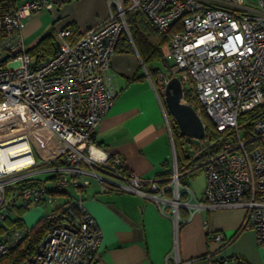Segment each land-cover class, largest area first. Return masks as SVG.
Returning a JSON list of instances; mask_svg holds the SVG:
<instances>
[{"label": "built area", "instance_id": "obj_1", "mask_svg": "<svg viewBox=\"0 0 264 264\" xmlns=\"http://www.w3.org/2000/svg\"><path fill=\"white\" fill-rule=\"evenodd\" d=\"M255 5L245 0H110L103 23L84 31L75 43L68 41L70 29L59 31L55 55L37 64L21 30L28 17L51 10L53 2L30 0L0 15L6 35L0 40V221L13 210L50 205L62 192H71L79 208L74 214L66 204L63 222L50 212L54 227L22 264H101L102 231L84 207L90 177L104 189L115 182L118 192L138 194L163 209L172 206L174 214L180 208L243 209L242 228L255 231L264 250V0ZM129 11L146 16L162 35L176 31L162 49L167 71L153 82L169 132L164 98L175 77L183 88H193L197 112L203 111L215 130L213 141L202 147L208 156L206 187L195 204L180 200L184 192L191 199L194 195L188 187L181 190L175 158L171 186L160 188L155 181L125 173L123 158L110 154L96 138L116 100L109 71L122 34L131 39L125 18ZM22 144L29 150L16 157L11 150ZM4 152L11 153L10 161L31 157L34 162L10 171L1 160ZM46 165L51 179L18 187L34 175L27 171ZM167 189L173 198L166 196ZM23 235L15 231L2 237L0 259ZM225 241L223 233L211 235L212 243ZM176 264L182 263L176 259Z\"/></svg>", "mask_w": 264, "mask_h": 264}, {"label": "crops", "instance_id": "obj_2", "mask_svg": "<svg viewBox=\"0 0 264 264\" xmlns=\"http://www.w3.org/2000/svg\"><path fill=\"white\" fill-rule=\"evenodd\" d=\"M27 1L30 0H15L14 6ZM51 1L54 4L51 10L34 13L23 23L21 34L28 50L47 36H53L58 45L59 31L75 29L83 33L108 18L109 0ZM154 68L163 72L158 63ZM109 74L117 96L97 127L96 138L110 154L123 158L128 173L147 181H161L162 174L172 171L177 154L153 85L155 78L148 75L133 44L131 50H120L112 56ZM179 156L185 163L184 154L181 152ZM42 172L47 171H38ZM197 176L195 172L180 175L181 190L188 187L194 195L191 199L182 193L186 196L183 201L195 204L202 199L204 189L195 191L192 187ZM108 178L118 181L111 176ZM89 180L84 207L102 231L101 264H176V259L182 264L188 261L193 264H264V250L258 244L255 231L241 230L246 217L243 209L180 208L174 214L172 206L163 209L138 194L118 192L115 182L104 189L97 179L90 177ZM117 183H121L120 180ZM170 186L171 183L163 187ZM166 191V196L173 198V193ZM67 198L61 195L55 200L62 201L60 206ZM32 209L41 219L54 208L44 204ZM214 233H223L226 241L210 242Z\"/></svg>", "mask_w": 264, "mask_h": 264}, {"label": "trees", "instance_id": "obj_3", "mask_svg": "<svg viewBox=\"0 0 264 264\" xmlns=\"http://www.w3.org/2000/svg\"><path fill=\"white\" fill-rule=\"evenodd\" d=\"M14 1L15 0H0V15L8 12L12 7H15ZM123 6L127 8L128 2L125 1ZM125 18L130 29L131 39L126 33L122 34L116 52L120 50H131L133 44V46L136 48L137 52L140 55V58L148 72V75L153 79L160 73L159 68H154L155 64L163 63L167 66L166 62L164 61L161 48L169 43L172 34H174L176 31L171 30V32L167 35H162L158 33L152 28L147 17L139 12L129 11L126 13ZM82 35L83 33H79L77 30L71 29V36L68 41L70 43H75ZM5 37V32L0 29V40L4 39ZM57 49L58 45L54 43V37L47 36L46 38L42 39L34 48L28 50V53L37 64L47 58H51L52 56H54ZM192 94L193 88H191L190 91H185L184 99H186L187 103L191 104L197 111H199V104L197 103L196 99L192 97ZM200 113L202 116L205 115L203 111H201ZM205 117L207 118L206 115ZM205 123H207V128L205 130V138L202 142V147H204L205 145L209 146L210 142L213 141V139L216 137L215 130H212L211 128V122L207 119V122L205 121ZM174 131L176 136L175 143L177 149V166L180 175L191 174L194 172L198 173L200 170H204V161L208 157L207 154L202 150V148L201 150H199V148L196 147L197 151H199L198 155H195V157L190 155L189 150L185 148L187 143L185 142L184 137L180 135L179 127L178 125H176V123L174 126ZM207 142L208 144H206ZM99 145L102 146L100 143ZM213 151L215 150L213 149ZM181 152L184 154L186 162H189L190 160L191 162L187 164L186 162L182 163L181 157L179 156V153L181 154ZM124 172L128 173L126 169H124ZM171 176L172 171L165 172L161 176L164 177V179L161 181L156 180V183L159 187L161 186L160 188H165L163 186L167 187L171 183ZM51 178L52 176L45 180H49ZM42 181L44 180L32 176L20 181L18 183V187L22 189L35 187ZM166 192H168L169 194L171 193L169 189H167ZM61 195L67 196V201L51 211L54 218H56V220L59 222H63L67 219V213L66 210H64V206L66 204L70 205V208L74 214H79L78 205L75 201H73V194L71 192H62L56 196ZM185 199V194H182L180 200L183 201ZM48 216L49 215L42 217L32 228H27L24 220L21 218L15 220L13 222V232L23 231L24 235L11 248V250L0 259V264H22L30 257H32L41 239L54 227L53 220ZM241 230L244 229L241 228ZM5 232L6 228H4L0 224V235L4 234ZM212 264L216 263L213 262Z\"/></svg>", "mask_w": 264, "mask_h": 264}, {"label": "water", "instance_id": "obj_4", "mask_svg": "<svg viewBox=\"0 0 264 264\" xmlns=\"http://www.w3.org/2000/svg\"><path fill=\"white\" fill-rule=\"evenodd\" d=\"M184 94L181 81L177 77L172 78L166 87L165 106L178 125L185 142L201 150L206 132L204 123L197 110L184 102Z\"/></svg>", "mask_w": 264, "mask_h": 264}, {"label": "rangeland", "instance_id": "obj_5", "mask_svg": "<svg viewBox=\"0 0 264 264\" xmlns=\"http://www.w3.org/2000/svg\"><path fill=\"white\" fill-rule=\"evenodd\" d=\"M245 1H246V4L247 5L256 7L255 0H245ZM158 64H159V66L162 67L163 72H166L167 71V69L165 68V65L163 63H158ZM154 78L156 79L157 76L154 77ZM184 90L185 91H190L189 84H185L184 85ZM184 102L187 103L186 99H184ZM200 115H201V113H200ZM201 118H202V121L204 123H205V121L207 122V119L208 118H206L205 115L204 116L201 115ZM208 121H210V120L208 119ZM168 123H169V126H170L171 135H172V138H173V141H174V148H175V151L177 153L176 143H175L176 136H175V131H174V126H175V123L176 122H175V120L173 119V117L169 113H168ZM205 124H207V123H205ZM211 128L213 130V126H211ZM191 146H194V145L187 144L186 145V148H187V150H189V152H190L189 154L195 157V155H198V152L199 151H197L196 146H194V147H191ZM175 160H176V163H177V156H176ZM189 162H191V160ZM189 162H187V163H189ZM47 167H49V166L46 165V166H40L38 168L30 169L29 171H27V174H34L33 177H36V178L45 180V179L51 177L52 176V173L51 172L38 173V171L44 170ZM197 174H198V176L195 178V181L192 184V187H193V189L195 191L196 190H203L206 187V184H205V182H206V173H205V171L204 170H200ZM61 203H62V201L55 200L53 203H51L48 206H51L53 208H56ZM48 211H49L48 209H47V211L45 210V212H48ZM40 212H42V211H40ZM38 216H39L38 212L35 211V210H33V209L22 210V211H20V210H13L11 212L9 218H7L6 220L0 221V224L4 228H6V232L4 234L0 235V240L2 239V237H5V235L13 233V231H14L13 230L14 229L13 222L15 220H17L19 218L25 219L26 222H27V225L31 226L30 228H32L39 221L40 217H38Z\"/></svg>", "mask_w": 264, "mask_h": 264}, {"label": "bare ground", "instance_id": "obj_6", "mask_svg": "<svg viewBox=\"0 0 264 264\" xmlns=\"http://www.w3.org/2000/svg\"><path fill=\"white\" fill-rule=\"evenodd\" d=\"M28 150H29V146L27 144H22L20 147L13 148L11 150V153L14 154L16 157H19L27 153ZM11 153L8 154L7 152H4L1 154L2 162L8 167L10 171L21 170L23 168L31 166L34 162V159L31 157L10 161L8 155H10Z\"/></svg>", "mask_w": 264, "mask_h": 264}, {"label": "flooded vegetation", "instance_id": "obj_7", "mask_svg": "<svg viewBox=\"0 0 264 264\" xmlns=\"http://www.w3.org/2000/svg\"><path fill=\"white\" fill-rule=\"evenodd\" d=\"M203 142V141H202Z\"/></svg>", "mask_w": 264, "mask_h": 264}]
</instances>
